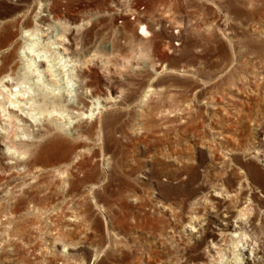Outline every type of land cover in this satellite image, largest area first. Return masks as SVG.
<instances>
[{"label": "rangeland", "instance_id": "rangeland-1", "mask_svg": "<svg viewBox=\"0 0 264 264\" xmlns=\"http://www.w3.org/2000/svg\"><path fill=\"white\" fill-rule=\"evenodd\" d=\"M43 2L78 26L65 34L81 62L70 101L83 77L108 105L101 129L97 110L71 118L83 137L22 147L16 167L0 145V264H264L255 229L236 256L217 234L224 173L243 168L211 156L264 171L249 156H264V0H0V13Z\"/></svg>", "mask_w": 264, "mask_h": 264}, {"label": "bare ground", "instance_id": "bare-ground-1", "mask_svg": "<svg viewBox=\"0 0 264 264\" xmlns=\"http://www.w3.org/2000/svg\"><path fill=\"white\" fill-rule=\"evenodd\" d=\"M48 3H38L45 7L44 14L29 8H16L8 16L0 13V145L9 153L7 162L13 164L11 167L17 166L22 147H65L68 142L65 135L83 137V132L71 125V118L81 117L84 113L91 115L97 110L96 127L101 129V109L108 105V98L101 99L83 77L78 82L81 96L77 97L76 103L70 101L72 95L69 85L75 76V67L80 68L81 62L69 56L65 34L78 26L70 27L61 22ZM46 15L52 17L54 23L42 25V16ZM139 33L142 36L151 34L145 25L140 26ZM62 81L66 86H60ZM86 98L92 101L90 106H94L89 112L76 107ZM75 108L77 112H74ZM38 120L43 123L39 124ZM96 141L97 138H94L93 142ZM211 156L216 163L220 162L224 166L233 163L243 168L236 181L233 180V174L224 173L225 195L231 198L232 206L227 204L215 211L217 234L229 238L234 254L239 243L252 245L255 242L254 236L249 237L245 233L246 227H251L262 239L264 249V171L256 164L238 161L233 151L223 158L215 151ZM249 156L262 161L264 165V156L259 152H252ZM255 191L262 192L261 197H257ZM217 192L213 190L212 195L217 196ZM255 250V254L264 256L259 248Z\"/></svg>", "mask_w": 264, "mask_h": 264}, {"label": "built area", "instance_id": "built-area-1", "mask_svg": "<svg viewBox=\"0 0 264 264\" xmlns=\"http://www.w3.org/2000/svg\"><path fill=\"white\" fill-rule=\"evenodd\" d=\"M140 8L143 9L144 6L141 5ZM130 17L134 18V15H131ZM177 32H178V29L176 28L174 30V33H177ZM179 44H180V41L178 39H175L172 42H167V44H166L167 52L172 53V51L175 49V47H178Z\"/></svg>", "mask_w": 264, "mask_h": 264}]
</instances>
